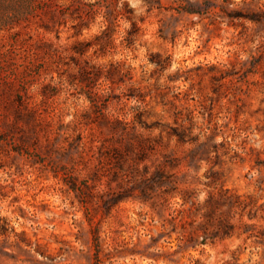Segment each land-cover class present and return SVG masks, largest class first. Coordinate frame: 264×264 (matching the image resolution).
Here are the masks:
<instances>
[{
    "label": "rangeland",
    "instance_id": "1",
    "mask_svg": "<svg viewBox=\"0 0 264 264\" xmlns=\"http://www.w3.org/2000/svg\"><path fill=\"white\" fill-rule=\"evenodd\" d=\"M77 1L0 0V264H264V245L241 234L264 231V0H190L211 6L201 17L174 0H123L140 31L127 48L120 19L105 50L100 16L74 29ZM111 63L123 83L80 82ZM116 120L151 141L140 169L175 174L201 204L227 190L235 234L193 250L180 238L194 210L173 224L158 202L106 210L120 172L108 156L125 141ZM72 180L91 186L85 204Z\"/></svg>",
    "mask_w": 264,
    "mask_h": 264
},
{
    "label": "trees",
    "instance_id": "2",
    "mask_svg": "<svg viewBox=\"0 0 264 264\" xmlns=\"http://www.w3.org/2000/svg\"><path fill=\"white\" fill-rule=\"evenodd\" d=\"M154 9V0H145ZM225 3L232 4L228 0H223ZM176 8H173L179 14H185L189 16H204L210 13L211 6L206 3H194L190 0H174ZM225 16L223 18L235 19L234 11H224ZM71 18L76 21L74 29L80 33L84 29H89L90 26L95 23L96 18L100 16L102 18L100 25L102 29L101 37L98 39L101 43V49L105 50L108 46H111L114 41V35L118 22L120 19H124L131 22V29L127 31L125 37V45L127 48H131L135 43V38L140 31L139 27L133 22L132 11L129 5L123 0H99L94 2H85L78 0L74 8L69 12ZM252 19V18H251ZM258 21L259 19H253ZM83 43H78V47ZM90 44H87L89 46ZM78 53V52H77ZM81 55L84 51L79 52ZM154 62V60H152ZM89 62H86L88 65ZM160 65L158 62H156ZM91 69V70H90ZM102 67L90 65L81 69L82 81H94L104 80L105 82L114 83L119 81L123 83L128 73L123 72L122 65L110 64V69L104 73ZM117 77V80H116ZM45 95V94H44ZM89 97V96H88ZM98 98V95L93 94V98ZM89 97V99H93ZM141 123V122H140ZM112 131L116 134H121V139L125 141L120 142V146L113 148L112 156L109 157V161L113 159L115 161V169H120L117 174L112 172V178L108 185L111 183H117L119 191L111 193L109 200L103 202L106 210H111L123 200L128 198L138 199L143 203L151 202V204L160 203L161 206L166 208H173L172 217L170 223L173 224L177 219L176 212L182 215L184 212H191L194 210V217H198L200 222L193 219L190 223V229L181 225L183 229L181 235V242L184 246L196 250L199 247L206 246L209 243H214L216 240L232 237L235 234L236 225L229 222V212L223 211V208H227L229 211L233 208V203L228 196V191H221L218 196L210 194L203 204L197 202L196 196L194 197L188 190H180L175 174L165 172L160 166H156L151 171V166L144 164L143 168H139V163L145 162L147 159V151L154 150L149 148L151 143L149 138H144L135 132L134 128L128 130L126 125L116 120L112 122ZM181 137V136H180ZM135 154V160L132 159V163L128 162V157L131 154ZM127 168V169H126ZM131 182L132 188L127 186L122 187L121 182ZM69 189L83 193L84 197L82 202L85 204L89 199L91 193V186L87 181L83 187H79L76 182L67 181ZM127 187V188H126ZM133 189V190H132ZM138 191L137 194L134 191ZM89 193H87V192ZM180 200V201H179ZM179 206V209L175 207ZM197 222V223H196ZM196 223V227H194ZM241 234L247 235V238H256L260 244L264 245V231L255 232L252 227L247 225L243 226V232ZM98 234L95 232L94 241L98 245ZM99 261V260H97Z\"/></svg>",
    "mask_w": 264,
    "mask_h": 264
}]
</instances>
